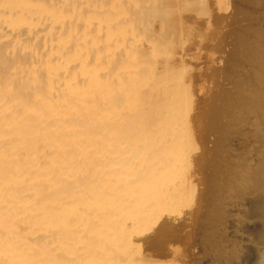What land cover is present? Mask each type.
<instances>
[{"label":"bare ground","instance_id":"obj_1","mask_svg":"<svg viewBox=\"0 0 264 264\" xmlns=\"http://www.w3.org/2000/svg\"><path fill=\"white\" fill-rule=\"evenodd\" d=\"M146 1L0 0V264H99L97 254L104 255L109 264H136L137 249L122 251L127 241L120 240L130 226L150 214L142 199L154 188L161 170L154 163L146 169L148 177L146 171L135 172V148L148 141L156 148L176 147L181 124L168 108L167 122L159 125L156 136L148 137L135 130L139 112L132 115L127 109L143 91L140 86L159 76L154 71L146 78L144 73L143 59L147 57H142L141 49L148 53L156 45L148 41L143 46L139 34L154 16L145 11ZM252 102L245 107L253 108ZM253 103L263 105L264 96ZM129 114L131 118H124ZM257 121V166L242 156L255 168L246 163L232 171L235 182L227 177L229 184L234 182L232 189L237 183L236 194L248 192L251 207L247 210L257 230L254 237L262 244L256 255L245 256L246 264H264V110ZM170 155L167 152L162 158L166 166ZM242 200L239 202L244 203L245 198ZM106 234L118 246L112 257L100 246ZM133 241L126 246L135 247ZM233 255V259L241 258L240 250Z\"/></svg>","mask_w":264,"mask_h":264},{"label":"rangeland","instance_id":"obj_2","mask_svg":"<svg viewBox=\"0 0 264 264\" xmlns=\"http://www.w3.org/2000/svg\"><path fill=\"white\" fill-rule=\"evenodd\" d=\"M196 1H146L145 11L154 14V16L149 18L146 27L139 31V34L144 38L143 46L148 41H152V44L156 45H154V50L148 53L143 47L141 49L142 57L145 55L147 57V59L144 58L146 60L143 59L145 62L143 66H146L144 73L146 78L152 76L154 71L159 76L150 83L140 86L143 91L139 92L135 102L132 101L133 106L127 108L121 102L124 107L133 112L132 115H135L136 111L139 112L135 130L148 135V137L156 136L159 125L167 122L164 117L168 108L174 110V116L178 115V120L181 123L178 134L179 142L176 147L156 148L148 141L144 142L145 145L135 148L137 159L132 160L135 172L146 171L148 165L154 163L158 164L156 167L157 169L160 167L159 171L161 170L157 172L155 179L157 182L153 186L154 188L152 187L151 192L144 194L142 199L143 205L150 210V214L146 215V218L139 223L129 227L132 236L126 231L124 239L120 240L123 243L134 240L133 243H135H131V245H135V247H127V242L124 243L125 246L121 247L122 251L127 253L131 252L127 249H132V251L137 249L136 256L139 255L137 258H140V262L139 258H135L136 264H208L209 262V264H213V261L215 264H244L245 256L249 254L253 257L257 253L256 250L262 245L257 243L258 240L254 237L256 233L254 230H257L256 225L252 223L255 219L249 215L251 206L247 201L248 192H242L238 187L239 193L242 192L243 196L242 193L241 195L236 194L237 191H233V189L237 188V183L235 184L236 188L232 189L231 185L236 181L232 175L235 169H239L248 161L257 166L256 160L259 159L257 152L259 149V147L257 148V137L259 135L256 126L258 125L257 120L264 110V103L259 106L253 102L258 97L264 96V33H262L264 0H255V2L254 0H202L204 3L199 0V3L203 4L202 6ZM175 4L176 6L173 7ZM164 6L166 9L162 11ZM145 37L148 40H145ZM160 54L162 55L160 56ZM153 66H156L155 69ZM151 68H153L152 71ZM169 83L173 85L170 84V86ZM145 87H149V89ZM143 88L149 93L153 92L145 93ZM152 94L153 96L149 99ZM249 99L253 101L254 109L247 108L248 102H251ZM132 115L129 114L124 118L129 119ZM167 152L172 153L168 166L165 165L166 160L162 159ZM243 152L245 153L243 154ZM242 156L245 161L251 160L245 163ZM219 160L221 161L219 162ZM246 166L253 165L247 163ZM161 167L166 168L163 170ZM149 174L146 171L145 176L148 177ZM228 175L229 180L234 182L229 184L231 181H228ZM223 177L226 178L225 181ZM175 180L178 185L174 184ZM218 182L222 186H219ZM181 184L184 186L182 187ZM223 185L227 187L223 188ZM178 188L181 189L178 190ZM221 194L225 195L221 197ZM243 197L245 198L244 203H240L239 201ZM216 198L217 200H215ZM214 206L217 211L213 208ZM245 218L251 220L248 222ZM204 226L207 230L203 229ZM242 228L244 231L247 229L248 233L238 231ZM235 231H238V235ZM184 235L189 238L187 239ZM222 235L225 239L222 238ZM129 237L132 238L128 239ZM213 237L215 238L213 239ZM252 237L255 239L254 242ZM245 239L249 240L245 241ZM232 241L236 242L231 243ZM252 242L255 244L254 246ZM241 243L247 247L242 246ZM202 245L206 247L202 248ZM234 245H237V248ZM100 246L103 251L108 250L111 257L118 253L117 244L114 245L111 236L107 234L103 235ZM242 247L243 251L246 250L244 253L241 250ZM223 250L229 252L225 253ZM236 250H240L241 258L239 259H233ZM95 258L99 264H109L107 259H103L104 255L102 254L101 258L99 254ZM241 260L242 263H240ZM128 263L131 262L128 261Z\"/></svg>","mask_w":264,"mask_h":264}]
</instances>
